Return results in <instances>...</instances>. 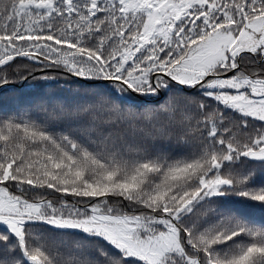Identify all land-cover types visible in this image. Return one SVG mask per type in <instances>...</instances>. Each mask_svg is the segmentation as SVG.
I'll use <instances>...</instances> for the list:
<instances>
[{"label":"snow or ice","instance_id":"obj_1","mask_svg":"<svg viewBox=\"0 0 264 264\" xmlns=\"http://www.w3.org/2000/svg\"><path fill=\"white\" fill-rule=\"evenodd\" d=\"M9 69L77 89L0 106V264H264V0H0Z\"/></svg>","mask_w":264,"mask_h":264},{"label":"trees","instance_id":"obj_2","mask_svg":"<svg viewBox=\"0 0 264 264\" xmlns=\"http://www.w3.org/2000/svg\"><path fill=\"white\" fill-rule=\"evenodd\" d=\"M22 66L19 69L20 74L27 75L29 71L32 72L33 76L39 77L41 75L40 71L33 70L31 67V62L19 58ZM57 76L58 83L55 81H45L43 79H33L29 76L28 79H19L18 74L15 69H9L10 82L6 85H0V106H12L21 93H28L36 90H40L44 93L42 98H37L31 105V110L35 111L38 107L42 105L48 106L50 109L52 107H57L61 101L58 99H52L53 96H58L59 94H66L68 85H71L73 92L76 91L77 85L72 83L73 78L68 77L67 83H65V76L60 73H50ZM47 84H54L53 87H47ZM64 85V87H61ZM94 90L80 89V94H90ZM233 199V198H229Z\"/></svg>","mask_w":264,"mask_h":264}]
</instances>
